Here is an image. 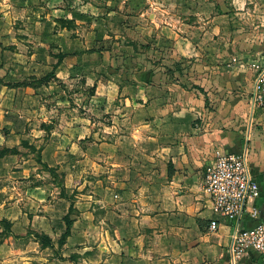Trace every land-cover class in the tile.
<instances>
[{"label":"crops","instance_id":"1","mask_svg":"<svg viewBox=\"0 0 264 264\" xmlns=\"http://www.w3.org/2000/svg\"><path fill=\"white\" fill-rule=\"evenodd\" d=\"M73 1L78 0H41L44 5L37 7L40 11L23 14V21L35 22L36 44L20 46L15 52L7 45L12 34L5 28L8 21L0 16L2 85H6L7 76L12 77V69L23 68L30 78L37 75L35 68L47 67L65 82L81 70L87 79L94 75L107 83L103 92L90 97L101 107L96 106L91 115L73 118L59 135L50 136L53 127L44 124L33 129L29 116L35 111L22 109L12 122V110L0 107V149L18 150L16 155L0 157V221L10 228L6 237L1 235L0 226V264H4L1 259L9 262L14 257L22 264H230L231 227L224 224L217 233L209 232L210 221L218 217L209 209L203 192L214 150L229 141L217 134L218 129L205 130L214 134H204L199 128L196 115L202 97L189 92L193 77L166 70L179 61L185 67H204L207 61L141 60L140 46L129 43L134 52L124 74L117 70L122 66L117 59L127 57L123 48L128 45L113 48L105 44L102 49L98 44L113 35L118 38L115 25L128 20L138 24L143 17L150 25V37L162 35L174 41L176 55L188 57L192 53L188 57L192 59L211 52L215 60V37L254 35L253 28L241 31V16L264 23V0H164L163 10L157 7V3L162 6L161 0H149L154 11L140 17L135 11L125 15L106 9L101 13L91 2L81 1L75 7ZM30 2L25 0L24 7L30 8ZM9 3L13 8L12 0ZM62 19L77 26L90 23L91 41L83 44L74 33L69 35L67 28L58 27ZM141 30L135 25L131 29L134 35H141ZM24 34L29 35L27 31ZM192 34L198 39L195 45L189 44L190 49L185 37ZM208 37L213 45L206 43ZM104 52L109 53L107 62ZM2 89L3 98L11 95L7 94L11 87ZM111 100L118 103L112 111ZM98 113L100 119L96 120ZM257 115L249 142L264 155V109H258ZM30 132L37 139L50 138L43 146L41 161L54 172L63 173L62 189L54 177L51 181L35 175L39 167L31 169L30 159L19 154L20 142L27 140ZM227 148L238 152L229 145ZM255 154L254 150L249 153V161H253L261 196L252 204L259 207L264 203V163L259 165ZM47 186L51 189L44 201L40 195ZM67 215L73 224L61 250L56 240L66 232ZM30 231L49 236L53 248H42Z\"/></svg>","mask_w":264,"mask_h":264},{"label":"rangeland","instance_id":"2","mask_svg":"<svg viewBox=\"0 0 264 264\" xmlns=\"http://www.w3.org/2000/svg\"><path fill=\"white\" fill-rule=\"evenodd\" d=\"M8 1L9 0H0V16L8 21L5 28L7 32L12 31V34L9 35V43L7 42V45H9L10 49H13L15 52L20 46L30 47L36 44L37 37L35 36V22H29L28 19L23 21L22 17L24 16L23 14L26 15L29 13L27 16L32 15L33 9L35 12L37 10L40 11L37 7L40 8L41 5H44V2H41V0H32V2H30V8H25V0H12V8L10 3L6 4ZM81 1L91 2V4L98 7L100 11H102L101 13H106L110 9H115L116 11H122L125 15H128L132 11H135L139 13L140 17V15L145 12L154 11L153 5L149 2V0H137L133 4L131 0H113V3H111V0H105L106 2H104V0H78L73 1L72 4L76 7V5L79 6ZM161 2L163 3L162 6L157 3V7L163 10V8H165L164 0H161ZM80 8H83V4H81ZM85 10L86 9L84 8L83 11ZM257 15L258 14L255 13V16ZM147 17L148 16L146 15V18ZM241 17L242 20H240L239 24L241 31L245 32L247 30L248 32L251 28H253L254 35L251 37V35L248 36L243 33L241 36H237L236 34H232L233 36H230L227 34L225 36L215 37L217 45L216 52H218L217 56H215V60L212 58V55H210L211 52H207V54L205 52L203 58L201 56H193L192 59L188 58L192 53L188 54V57L180 53L176 55L174 41L169 40L167 37H163L162 35H160V37H150V25H148L147 20H144L143 17L140 18V22L138 24H135L137 21L132 24L129 20L124 23H118L119 26H116L114 23L116 28H114L113 31H118L116 35L118 38L116 39L115 35H113L108 41L106 40L99 43L98 48L103 45V49L105 44L108 47L113 48L119 46V44L128 45V48H123L126 51L124 53L127 57L122 60L121 57H123V55L118 56L119 59H117V63L122 65L120 69L117 70L124 74L126 65L130 62V58L133 57L132 55L134 52L129 43H135L140 46V51L144 55L141 60L159 61L168 59L177 61L181 58L183 60L187 59L193 63H196V60L198 59L200 61H207V64H205L204 67H196L193 66V64L185 67V64H181V61H179L173 67H168L166 70L173 71L177 75L193 77V81L190 83L192 88L189 92H198L202 97V99H199L202 101V104L200 105L201 108H199L201 110H199L196 115V122L199 125V128H202V132L204 134H214L213 132H205V130L214 128L218 129L217 134L229 141L226 145L222 144L216 147L214 150V158L218 152L236 153L230 152L227 148L229 145L234 147V150H237L238 154L249 150L251 155L254 150V152L258 154L257 158L259 159L257 163L260 165L264 163V155H261L263 152H258L257 149H253V141L251 143L249 142V136L252 132L253 125H255L254 119L258 116V110H256V114L255 112H252L250 95L254 80L255 65L260 64L262 62V58L264 57V23L255 18L254 21L249 22L248 20L246 21L243 16ZM5 20H1V24H4ZM80 21L82 20H77V22L81 23ZM249 23H251V25L253 24L254 27L250 26ZM79 25L80 26H77V24L73 21L63 19L58 22V27L61 26L63 28H67L70 32L69 35L74 33L73 35L75 38L79 39L83 44L86 43V41H91L92 25L90 23ZM133 25H135V27L140 26L142 28L141 35H134L132 33L131 29H133ZM126 28L129 30L127 31ZM26 31L29 35L24 34ZM174 38L177 37L174 36ZM185 38L188 39V43H185L188 45L193 43L195 45L198 35L192 34L186 36ZM49 39H53V37L50 36ZM206 43L213 45L214 41H212V37L206 38ZM1 45L4 44L1 43ZM189 47L192 49L190 45ZM172 48H174V52L171 51ZM52 49H54V46ZM23 50L27 51V48H23ZM103 55H105L104 60L107 62L109 53L107 54V52H104ZM129 70L130 73H132V69ZM12 71V77H6V85H2L4 84V78H2L4 76L0 75V107H7L12 110V122H15L22 109H30L31 111H35L32 116H29V118L32 119L29 123H33V129H35L38 125L44 124L53 127L52 132L49 133L50 136L59 135L69 123L74 122V120H72L73 118H78V116H82L84 113L91 115L93 111H96V106L99 105L101 107L98 100H90V97L104 91V86L107 83L103 78L96 80L94 75L88 74L90 76L87 79L80 70L76 78L66 80L65 82L64 80H60L55 75V70L52 67L39 69L38 71L35 68L34 72H36L37 75L30 78L26 76V70L23 68H15L12 69ZM43 85L46 87L44 88ZM5 86H8L9 89L11 87L10 92L7 93L11 95H7L6 98H3V94L1 93L4 91L2 87ZM116 103L117 100L110 101L109 107L111 111L114 107H116ZM99 114L100 113H98L96 120L100 119ZM196 128L198 129V127ZM29 134L30 136L27 140H22L20 142V146L23 148L21 147L19 154H22V158L30 159L29 167L31 169L39 167L37 171L34 170L35 175H40V177H44L51 181L54 177L56 185L60 186L59 189H62L64 178L61 177V174L63 173H56L54 170L51 171L41 161L42 150L44 148L43 146L49 144L48 140H50V138L44 136L37 139L34 137V133L30 132ZM5 149L13 152L18 151L17 148H1L0 154L3 153ZM61 150L64 149L61 148ZM250 160H252L251 157ZM251 163L250 167L253 165V163L252 165ZM252 167L251 171L255 176L256 171ZM40 181L42 182L41 178ZM49 189H51V186L45 187L43 193L40 195L44 201L47 198ZM49 198L51 197L49 196ZM252 203L253 202H249L248 208H252L254 206ZM221 224L224 225L225 221L221 220ZM0 226L3 227V233L1 235H6V237L9 236L8 231L10 228H8V224L0 221ZM30 234H33L34 238L41 235L34 231H30ZM56 244L59 249H63L62 237L57 238ZM19 253L20 250L18 249L17 254ZM49 256L50 255H47V253L45 254L46 258ZM1 261L4 264H22L20 261L18 262L16 257L9 262L5 260L6 263L3 259H1ZM33 261L34 260H32V262ZM34 262L36 263V261ZM242 263L264 264V258L251 255L248 259L243 260ZM45 264H48V262H45Z\"/></svg>","mask_w":264,"mask_h":264},{"label":"built area","instance_id":"3","mask_svg":"<svg viewBox=\"0 0 264 264\" xmlns=\"http://www.w3.org/2000/svg\"><path fill=\"white\" fill-rule=\"evenodd\" d=\"M250 105L254 113L264 109V57L255 65ZM203 192L212 219L208 230L217 233L221 220L231 227L228 253L230 264H240L251 255L264 258V222L250 226L260 218L259 207L248 208L249 202L260 198V187L255 180L249 161V151L217 153L206 170Z\"/></svg>","mask_w":264,"mask_h":264},{"label":"trees","instance_id":"4","mask_svg":"<svg viewBox=\"0 0 264 264\" xmlns=\"http://www.w3.org/2000/svg\"><path fill=\"white\" fill-rule=\"evenodd\" d=\"M9 154L16 155V154H18V151H16V152L14 151L13 152V151H9V150H6L5 149L4 152L0 154V157H4V156L9 155ZM50 170L53 171V169H50ZM259 210H260V218L257 221H254L253 223H250V226H254V225L258 224V223L264 222V203H262L259 206ZM64 220L66 222V232L62 236V244L65 242V240L67 239V237L70 236L71 226L73 224V221L71 220V218H70L69 215H67L64 218ZM36 237H37V240L40 242V245L42 246V248H44V249H46V248H53L54 245H53V242H52V240L50 239L49 236H47L45 234H41V235H38Z\"/></svg>","mask_w":264,"mask_h":264},{"label":"water","instance_id":"5","mask_svg":"<svg viewBox=\"0 0 264 264\" xmlns=\"http://www.w3.org/2000/svg\"><path fill=\"white\" fill-rule=\"evenodd\" d=\"M247 144H248V142H247Z\"/></svg>","mask_w":264,"mask_h":264}]
</instances>
